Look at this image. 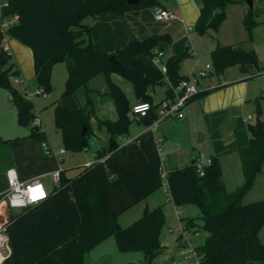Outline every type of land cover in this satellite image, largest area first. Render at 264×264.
I'll return each instance as SVG.
<instances>
[{
	"label": "trees",
	"instance_id": "obj_1",
	"mask_svg": "<svg viewBox=\"0 0 264 264\" xmlns=\"http://www.w3.org/2000/svg\"><path fill=\"white\" fill-rule=\"evenodd\" d=\"M1 1L7 6L1 9L0 19H15V22L6 29L0 28V89L10 98L17 124L29 130L26 138L38 141L42 131L32 123L35 119L32 102L12 85L11 80L18 76V71L3 48L6 36L32 50L37 88L50 92L52 68L56 63H64L67 77L62 97L77 99L81 90L83 100L76 109L63 108L59 101L53 104L55 127L67 150L81 152L90 147L92 119L108 136L107 148L94 153L93 164L84 166L75 178H65L61 172L60 182L47 200L11 215L7 225L11 252L4 264H85L84 254L110 236L120 252L138 251L145 264H152L165 248L158 239L165 225L163 208L149 210L126 228L118 224L117 218L160 188L161 162L149 130L126 146L120 147L117 143L118 137L128 133L129 102L109 75L117 73L131 84L138 103L151 105L148 114L138 120L143 126L150 125L157 118L160 104L152 103L149 90L165 87L166 83L160 70L139 58L143 55L150 58L155 50L166 52L171 38L158 34L128 43L113 54L117 63L110 64L107 58L111 55H102L93 48L90 40L93 26L83 22L93 18L96 23L109 14L123 17L127 11L142 10L157 2L141 0L130 6L127 0ZM200 1V14L192 29L205 34L208 29H218L226 17V5H238L247 0ZM257 17L252 8L244 14L243 27L249 36L259 23ZM243 43L217 45L210 51L215 76L237 67L242 73L256 77L254 75L260 72L258 60L254 51L245 49ZM188 56L186 48L180 58L171 56L165 60L166 78L171 85L176 86L186 78L178 74V69L181 60ZM98 76L104 79L103 93L89 87ZM165 94L166 99L171 98L167 88ZM97 96H106L111 101L117 114L115 120L97 117ZM259 111L257 105L258 114ZM83 127L85 135L81 133ZM247 129L249 144L238 152L244 181L235 191L227 192L224 188L221 167L213 155H210V165L203 169V176L197 174L195 165L166 172L167 193L173 206L190 204L200 211L199 219L203 223L200 229L206 233L203 244L197 247L202 254L201 264H264V243L258 236L264 226V199L241 204L264 162V129L256 131L252 124ZM9 142L0 140V144L6 146ZM10 166L11 163L5 170ZM180 221L184 222L186 230L198 227L194 219Z\"/></svg>",
	"mask_w": 264,
	"mask_h": 264
},
{
	"label": "crops",
	"instance_id": "obj_2",
	"mask_svg": "<svg viewBox=\"0 0 264 264\" xmlns=\"http://www.w3.org/2000/svg\"><path fill=\"white\" fill-rule=\"evenodd\" d=\"M156 2L157 3L154 6L143 8L142 10L127 11L123 17L109 14L108 16L98 20L96 23H94V20H92L90 26H93V28L91 30L90 40L93 48H95L96 51L102 55H111L124 48V46H126L128 43L142 41V39L158 34H167L170 36V38H174L175 35L179 36L180 33V37L183 38V36L186 35V31L190 30V28L192 29L200 14V0H157ZM158 9H162L173 14L174 18L157 22L154 19L153 13ZM1 21L2 20L0 19V22ZM2 45L3 48L8 51L11 58V63L16 66L18 71V76L15 78L23 84L31 82L34 79L32 50L19 43L16 39L10 38L9 36H6L3 39ZM186 48L189 55L188 47H185L184 52L186 51ZM164 54L165 59L171 56L174 58L176 57L174 49L171 45L170 48L164 52ZM142 57L143 56L139 58L141 62ZM150 66H152L151 63ZM232 68H236V70H238L237 67ZM229 69L231 68L226 69L224 73H226ZM260 72L262 71L260 70ZM224 73L219 76V78H223L222 82H219V80L214 82L217 84L214 89L203 92L206 94L201 97H198L197 95L194 96L186 104L183 109L184 116L182 119L177 121L163 120L156 124L154 130L152 129V124L154 123L153 121L150 125L143 126L144 128L142 131H139L135 136L129 137V139L125 141L121 137H118L117 143H119L120 147L126 146L134 138L149 130L153 135L154 142L156 143L158 156L161 162V169L163 170L162 165L165 160H163V158L160 156L161 148L159 146L162 143H169L168 141H170L172 137H175L179 130L184 129L186 130L184 141H181L180 136L178 138L176 137V142H178L177 146H179L177 150L166 151V156L168 158H174H170L171 161L169 160V168L166 170V172L183 168L188 165H193L190 163H194L197 153H202L206 157L213 155L219 161L224 188L227 192L235 191L243 184L244 181V174L241 169L238 152L249 144L250 134L247 128L248 125L251 124L250 121L253 119V111L248 103H250L251 99L255 97V94L257 93L256 91H258V89L260 90L258 87H261V91L264 90V88H262V84H259L254 93L253 87L249 84V82L255 77H250L248 74H244L242 76H225ZM193 74L197 73H191V75ZM191 75L184 77H190ZM102 80L104 83V79ZM209 83L214 84L210 80L202 81L201 87L205 88ZM97 98L99 99L100 97L97 96ZM164 99H166V94ZM137 103L138 102L135 97L134 104ZM62 107L76 109L73 108V105L71 106L70 103H67ZM168 121H172L176 124V126H178L176 133H172L170 130L164 128V123ZM90 122L91 128H93V134L91 137H93L95 143L98 144L97 139L99 138L95 133V127H97V125L93 119ZM28 134L29 130L26 135L16 136V138L8 139L10 142L7 146L10 147V150L12 147V152L14 147L16 148L17 145L24 149L23 157L18 156L17 152H13V154H11V166L9 169H14L18 178H20V180L24 183H29L33 179L39 178L44 185V181L47 178H50V174L57 170H61L63 177L71 178L65 175V170L62 168L65 163L62 160L65 154L61 157L56 156L53 160L48 159L44 156L42 146L39 145L37 141H31L26 138ZM195 138L197 139L195 140ZM107 140L108 136L106 134V146L99 147V149L107 148ZM200 143H209V146L204 149L206 153L195 149V145ZM191 150L196 151V153L193 154ZM91 164L93 163L87 161L84 166H89ZM5 171L6 170L4 168L0 173V178H3V181L5 182L4 188L0 191V204L2 201L1 197L4 196L3 194L7 190L6 178H4ZM261 172H258L251 189L241 199L242 205L256 202L254 200L257 199L253 198H256V196L259 195H264V179L262 177L264 176V173ZM154 195L155 193L151 194L146 200L132 206V208L125 213L134 210L131 214L135 216L140 215L144 206L148 208V211L152 210L153 208H158L159 206L156 205L157 203L155 201ZM243 200L247 201L244 202ZM0 212H2L1 205ZM125 213H123V215ZM123 215H120L117 218L118 224H120L119 221ZM184 225L185 224L183 222L181 227L182 229L184 228ZM263 232L264 226L261 228L258 234L259 240L262 243H264V240H262V237H264ZM164 262L165 260L160 261L158 264H163Z\"/></svg>",
	"mask_w": 264,
	"mask_h": 264
},
{
	"label": "rangeland",
	"instance_id": "obj_3",
	"mask_svg": "<svg viewBox=\"0 0 264 264\" xmlns=\"http://www.w3.org/2000/svg\"><path fill=\"white\" fill-rule=\"evenodd\" d=\"M1 3L2 1L0 0V4ZM248 9L249 8L246 2L238 5L228 4L224 7L226 17L216 31L214 29H208L205 34H199L190 28V30L186 31V35H184L183 38L180 37V33L179 36L175 35L174 38H171V46L174 49V53L177 59L181 57L185 47L189 48L190 56L182 59L179 63V75L189 76L191 75V73H198L207 64H211L209 53L217 45H238L242 42H244L243 44L245 49L254 51L256 59L258 60L257 64L262 73H264V0H253L252 2V9L258 14L256 20L259 23L254 25L250 36L243 27V17ZM92 20L93 18H88L84 21V24L90 26ZM142 62L149 65L151 63L146 55H143ZM244 74L245 73L242 74L241 71L236 70V68H231L226 73H224L225 76H242ZM66 77V64H54L49 80L51 83V90L44 96L37 93L39 88H37V83L34 79L26 84L21 83L16 78L11 80V82L14 89H16L21 94H25L26 98H28V100L33 104L35 118L38 119L40 127L42 129L41 139L38 141H34H37L39 145L44 142L51 148L53 154L46 156L43 152L44 156L48 159H55L56 156L54 155V153L61 149L64 150L65 155L63 156L62 160L65 163L62 168L65 170L64 172L66 176L75 178L81 172L83 166L87 161H90L91 163L95 162L93 155L96 150L99 149V147L106 146V131L104 128L95 127L96 136L99 138L97 139L99 145L95 143L93 137H90L88 140L90 147L85 151L83 150L81 152H72L67 150L62 145L60 131L56 129L54 123L53 104L59 101L61 106L70 103L71 106L73 105V108H77L80 101L82 102L83 100L81 96V90L77 93V99L74 96L62 97ZM209 77L210 78L208 80L213 83L217 82L218 80L219 82L223 81L222 77L219 78L214 74H211ZM109 79H111L119 86V88L123 91L124 95H126L127 100L129 101L128 117L131 122L128 126V133L120 136L125 141L129 139V137L135 136L139 131H142L144 127L142 123L136 121L133 118V115L130 111V108L133 106L135 101V95L133 94L131 84L114 72L109 75ZM249 84L253 87V92L255 93L256 88L259 84H262V88H264V76L256 75L255 78L250 80ZM212 85L215 88L217 84L214 83ZM89 87L94 90L96 89L100 93H103L105 91L104 89L106 88L105 83H103V80L100 76L96 77L94 81L89 84ZM258 88H260V90L258 89V91H256L257 93L255 94V97L251 99L250 103H248L253 111V119L250 122L251 124L255 125L256 118L258 117L260 123L264 125V91H261V87ZM165 90L166 88L164 86L155 87L153 90H149V94H151L152 96V103L154 105L160 104V102L165 100ZM257 105L258 108H260L259 114L257 113ZM95 112L97 117L101 119L112 121L117 118V114L116 111H114L113 104H111V101L106 96H100L99 99L96 97ZM34 120L32 121V123H34ZM163 126L167 130H170L172 133H176L178 129V126H176V124L172 121L165 122ZM27 133L28 130L26 127L19 126L17 124L15 109L10 101V98L8 97L7 92L0 89V139L8 140L11 138H16V136L26 135ZM185 133L186 130H179L176 136L172 137V139L168 141L169 143H162L159 146L161 148L160 156L161 158H163V160H165L162 165L163 172H166V170H168L170 158L174 159L172 157L168 158L166 156V151L177 150L179 146H177L178 142H176V140L180 136L181 141H184ZM197 138H195V140ZM208 146L209 143H200L195 145V149L206 153L204 149ZM13 152H17L18 156L21 157H23L24 155V149H22V147L18 145L16 148L14 147ZM13 152L12 147L10 150V147L6 146V144H0V173L6 166L11 163V154H13ZM192 153L194 154L196 153V151H192ZM261 170L264 173V164L260 168L259 172H261ZM262 177L264 179V176ZM51 182V177L47 178L44 181L45 189L48 192L52 188ZM4 184L5 182L3 181V178H0V191L4 188ZM166 192V178L162 176L161 186L158 190H156V192H154V198L157 203L156 205L163 208L165 216V225L163 226V229L160 231L158 236V239H160L161 244L165 248L160 254V257L152 264H158L160 261L164 260L165 262H167V264H182L183 257L182 254H180V250L177 246V237L182 232L181 227L183 224V222H180L179 219L191 218L194 219V222L197 223L198 227H196V229H189L188 232L190 241L195 249H197L199 245L203 244L206 233L200 229V226L203 223L199 219L200 211L198 207L188 204L183 205L180 208H176L170 202L168 193ZM2 198L3 197H1V199ZM253 199H257L254 201L263 200L264 195L256 196V198ZM243 201L245 202L247 200ZM146 208L147 207L144 206L140 215L133 216L131 213H133L132 211L134 210H131L124 215L122 214L123 217H121L119 221L120 226L122 228L130 226L133 221H135L144 213ZM12 213L14 215H17L19 212ZM262 240H264V237H262ZM84 263L145 264L143 255L138 251L126 253L120 252L117 249L115 240H113L112 236L104 239V241L99 243L98 246L85 253Z\"/></svg>",
	"mask_w": 264,
	"mask_h": 264
},
{
	"label": "built area",
	"instance_id": "obj_4",
	"mask_svg": "<svg viewBox=\"0 0 264 264\" xmlns=\"http://www.w3.org/2000/svg\"><path fill=\"white\" fill-rule=\"evenodd\" d=\"M6 6L7 3L2 1V3L0 4V11ZM153 14L154 19L157 22L174 18L173 14L162 9L156 10ZM14 22L15 19H4L0 22V28L6 29L9 26L13 25ZM6 52L9 55L7 50ZM165 60V54L160 50H155L152 56L149 58L152 67L160 70V73L163 75L166 83L165 87L170 91L171 94V98L165 99L160 102V105L157 108V118L152 124L153 130L155 129L156 124L163 120L177 121L179 119H182L184 116V107L194 96L214 89V86L210 83L205 88L201 87V82L208 80L210 78V74L213 73L212 64H207L197 74L186 77L178 84H176V86H173L168 81V78H166ZM256 75L264 76V73L259 72L256 73ZM37 93L43 96L46 95L43 89H38ZM150 108L151 105L148 102L137 103L130 108V111L135 120H140L148 114ZM33 125L39 128L40 131H42L37 118H35ZM40 145L42 146V150L46 156L53 154L51 148L46 143L42 142ZM64 154L65 151L62 149L54 153V155L57 157H61ZM210 163V157H206L202 153H197L193 165H195L197 174L203 176V169L205 167H208ZM60 173L61 170H57L50 174V177L52 178L51 190L60 182ZM160 174L161 177L163 176L166 178L167 176V174L163 172L161 168ZM4 178H6L7 190L3 194L4 196L0 204L2 211L0 212V264H4V261L9 257L11 252L10 244L8 243L7 225L10 223L11 215L13 214L12 212L18 213L24 208L34 206L37 203H41L47 200L51 194V190L49 192L46 191L45 186L39 178H35L29 183H24L20 180V178H18L14 169H7L4 173ZM40 193H43V195L41 196ZM34 196L37 198L34 199ZM177 238V246L180 250V254H182L183 257L182 264H201L202 254H200L198 250L195 249V247L192 245L188 230L183 228L182 232Z\"/></svg>",
	"mask_w": 264,
	"mask_h": 264
},
{
	"label": "water",
	"instance_id": "obj_5",
	"mask_svg": "<svg viewBox=\"0 0 264 264\" xmlns=\"http://www.w3.org/2000/svg\"><path fill=\"white\" fill-rule=\"evenodd\" d=\"M151 1H157V0H151ZM141 2V0H127V4L130 5V6H135L137 4H139ZM247 5H248V8L251 9L252 8V0H247L246 1ZM107 62L108 63H117L116 59H115V56L113 54H111V56H109L107 58ZM256 131L257 130H262L264 129V125L262 123H260L258 117L256 118V121H255V125H254ZM85 132H86V128L83 127L82 129V135H85ZM190 164H194V163H190ZM148 212V208L144 211V215L147 214ZM163 264H167V262H164Z\"/></svg>",
	"mask_w": 264,
	"mask_h": 264
},
{
	"label": "snow or ice",
	"instance_id": "obj_6",
	"mask_svg": "<svg viewBox=\"0 0 264 264\" xmlns=\"http://www.w3.org/2000/svg\"><path fill=\"white\" fill-rule=\"evenodd\" d=\"M40 195L42 196V195H43V193H40ZM33 198L35 199V198H37V197H35V196H34Z\"/></svg>",
	"mask_w": 264,
	"mask_h": 264
}]
</instances>
